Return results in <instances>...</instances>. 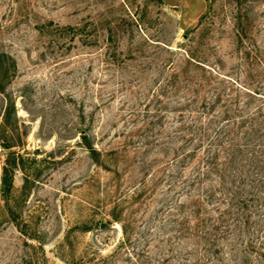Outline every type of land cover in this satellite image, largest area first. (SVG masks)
Here are the masks:
<instances>
[{
  "label": "rangeland",
  "instance_id": "374dc122",
  "mask_svg": "<svg viewBox=\"0 0 264 264\" xmlns=\"http://www.w3.org/2000/svg\"><path fill=\"white\" fill-rule=\"evenodd\" d=\"M240 27L264 47V0H0V264H184L156 247L174 191L151 88L185 51L229 69ZM260 196L200 264H264Z\"/></svg>",
  "mask_w": 264,
  "mask_h": 264
},
{
  "label": "trees",
  "instance_id": "16d2710c",
  "mask_svg": "<svg viewBox=\"0 0 264 264\" xmlns=\"http://www.w3.org/2000/svg\"><path fill=\"white\" fill-rule=\"evenodd\" d=\"M237 36L232 52L237 62L229 69L221 58L213 65L185 51L186 56L167 58L168 63L160 67L165 76L153 81L151 101L163 106L152 113L148 130L159 126L158 134L165 131L169 190L174 191L166 203L169 227L156 244L164 260L181 258L184 264H200L202 250L220 252V241L231 234L225 222L234 216L240 224H249V203L261 205L264 47L245 44L246 28L240 27ZM11 68H16L15 59L0 53V75ZM82 137L98 155L87 130ZM215 210L220 211L217 217ZM113 217L120 220L117 214ZM130 225H123L127 239Z\"/></svg>",
  "mask_w": 264,
  "mask_h": 264
},
{
  "label": "built area",
  "instance_id": "2783aa9c",
  "mask_svg": "<svg viewBox=\"0 0 264 264\" xmlns=\"http://www.w3.org/2000/svg\"><path fill=\"white\" fill-rule=\"evenodd\" d=\"M2 149L0 148V151H1Z\"/></svg>",
  "mask_w": 264,
  "mask_h": 264
}]
</instances>
